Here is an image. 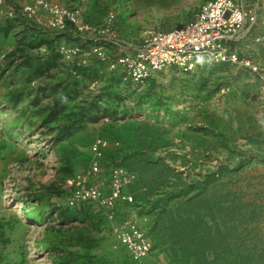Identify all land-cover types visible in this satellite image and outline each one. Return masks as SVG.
Here are the masks:
<instances>
[{
	"label": "rangeland",
	"instance_id": "rangeland-1",
	"mask_svg": "<svg viewBox=\"0 0 264 264\" xmlns=\"http://www.w3.org/2000/svg\"><path fill=\"white\" fill-rule=\"evenodd\" d=\"M207 1L1 0L0 264H264V0L234 2V61L139 84L116 61ZM114 168L130 200L67 202L69 179L108 192Z\"/></svg>",
	"mask_w": 264,
	"mask_h": 264
},
{
	"label": "built area",
	"instance_id": "built-area-1",
	"mask_svg": "<svg viewBox=\"0 0 264 264\" xmlns=\"http://www.w3.org/2000/svg\"><path fill=\"white\" fill-rule=\"evenodd\" d=\"M234 2L237 1L209 0L204 3L192 21L170 31L150 34L132 54H120L116 61L125 67L127 77L137 84L142 83L150 73L165 65L174 64L186 72L194 66L198 55L210 56L215 61L225 59L234 61L235 56L233 54L228 56L225 51L226 46L223 45L233 37L244 21L245 13L240 4ZM37 3L42 4L41 1ZM100 54L102 53L99 52ZM101 145L100 140H97L91 146L96 159L102 154ZM91 170H97L96 162L91 165ZM124 173L119 168L113 169L112 183L108 192L101 191L84 175L69 179L70 191L67 202L73 204L78 201L93 200L110 207L109 205H113L116 201L130 200L122 190ZM68 186L66 185V188ZM124 220L128 221V219ZM124 227L125 224L118 230L121 243L134 256L146 255L152 246L148 238L134 226L126 230Z\"/></svg>",
	"mask_w": 264,
	"mask_h": 264
},
{
	"label": "bare ground",
	"instance_id": "bare-ground-1",
	"mask_svg": "<svg viewBox=\"0 0 264 264\" xmlns=\"http://www.w3.org/2000/svg\"><path fill=\"white\" fill-rule=\"evenodd\" d=\"M27 1V0H26Z\"/></svg>",
	"mask_w": 264,
	"mask_h": 264
}]
</instances>
